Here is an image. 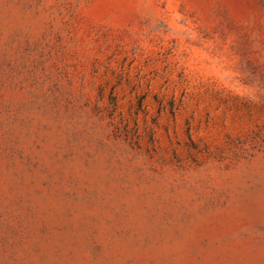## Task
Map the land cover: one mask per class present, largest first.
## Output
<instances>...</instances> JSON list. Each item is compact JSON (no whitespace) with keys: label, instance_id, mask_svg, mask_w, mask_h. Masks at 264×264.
<instances>
[{"label":"rangeland","instance_id":"obj_1","mask_svg":"<svg viewBox=\"0 0 264 264\" xmlns=\"http://www.w3.org/2000/svg\"><path fill=\"white\" fill-rule=\"evenodd\" d=\"M0 264H264V0H0Z\"/></svg>","mask_w":264,"mask_h":264}]
</instances>
